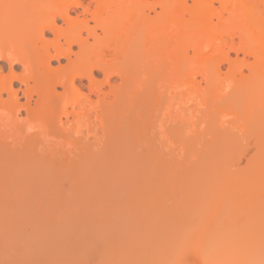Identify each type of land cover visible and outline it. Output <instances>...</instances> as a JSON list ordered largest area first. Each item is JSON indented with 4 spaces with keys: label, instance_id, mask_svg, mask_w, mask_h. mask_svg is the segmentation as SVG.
Instances as JSON below:
<instances>
[{
    "label": "bare ground",
    "instance_id": "bare-ground-1",
    "mask_svg": "<svg viewBox=\"0 0 264 264\" xmlns=\"http://www.w3.org/2000/svg\"><path fill=\"white\" fill-rule=\"evenodd\" d=\"M155 1L160 12L154 18L144 13L146 0L0 3V9L10 10L8 15L0 10V60L8 65L6 71L0 66L1 180L11 179L10 183L18 180L16 174L10 173L16 171L18 164H23L20 161L27 149L44 164L40 168L45 172L40 173L48 169V172L60 170L65 173L62 177L67 178L66 181L71 178L72 184L89 182L88 176L99 174L96 172L108 155L116 161L125 150L133 156L135 150L145 146L144 130L166 82L172 84L173 90L185 91L187 103L193 106L197 95L196 76L199 75L212 90L229 86L237 89L227 100L226 114L231 122H239L244 132L264 134V0H216L218 7L213 5V0H190L191 4L188 0ZM17 13L21 16L16 17ZM46 34L51 37L46 38ZM231 52L235 53L234 58ZM238 54L242 59H238ZM248 57L252 61L247 60ZM61 60L65 63L61 64ZM52 61L57 65L52 66ZM222 63L228 64L224 77H221ZM243 68L247 69V75ZM101 74L103 80L99 79ZM112 76H116L119 83L111 85L105 93L102 81L109 83ZM167 87V92L171 93L170 86V90ZM247 90L253 93L243 95ZM206 96L200 93L198 100L202 102ZM215 98L211 95V104ZM195 105L185 113L186 117H182L188 124L186 131L190 137L195 135L192 114ZM255 113L263 116L254 119ZM110 115L118 119L111 128L103 122ZM227 137L225 143L231 149L226 145L228 149L222 150L228 154L215 160L217 164L214 161L212 167L226 165V156L237 143L233 135ZM228 140H232L231 143ZM105 145L110 153L103 154L105 159H101L102 152L108 150L102 151ZM188 151L192 158L201 153L193 144ZM125 171L123 175L118 172L121 175L116 174V180L126 176ZM43 174L48 176V173ZM40 176L38 179L42 182ZM215 176L213 181L218 184H234L235 178L241 176L245 186H264V143L244 171L229 170L227 174ZM34 194L35 191L32 196ZM229 195L223 193L222 196ZM169 239L174 249L168 253L166 249L159 262L148 264H181L185 251H190L198 264L252 262L245 255L244 258L233 255V259H229L231 252L228 253L229 248L222 244L224 236L217 234L214 240L211 228L172 232ZM22 254L24 256V252ZM27 259L22 262L31 264L33 260L29 263ZM32 264L50 263L33 261Z\"/></svg>",
    "mask_w": 264,
    "mask_h": 264
},
{
    "label": "rangeland",
    "instance_id": "rangeland-1",
    "mask_svg": "<svg viewBox=\"0 0 264 264\" xmlns=\"http://www.w3.org/2000/svg\"><path fill=\"white\" fill-rule=\"evenodd\" d=\"M17 1L0 0V3L14 5ZM187 2L191 4L190 0ZM213 5L218 7L216 0H213ZM0 10L4 15L10 13L5 8ZM159 12L160 7L155 0H146L144 13L149 18H154ZM15 16L20 17L21 14ZM90 25L93 23L90 22ZM45 37L50 38L51 35L46 34ZM237 41L234 38V42ZM231 56L234 58L235 53L231 52ZM238 59H242L241 54H238ZM246 59L252 61L249 57ZM60 63L64 64L65 60ZM51 65L56 66L57 62L52 61ZM0 66L7 70L6 62L0 60ZM227 69L228 64L222 63L221 77H224ZM243 73L248 74L246 68H243ZM99 79L103 80L102 74ZM118 83L119 79L112 76L109 83L102 81V89L107 93L111 85ZM236 91L231 86L212 90L200 75L196 76V105L193 104L195 110L192 111L195 135L190 137L186 131L188 124L182 117L193 106L189 104L191 102L187 103L185 91L173 90L172 84L166 82L162 97L151 110L147 129L144 130L145 146L133 151V156L125 150L115 161L110 155L106 157L107 160L104 158L103 154L110 153L105 145L102 151L108 150L102 152L101 159L105 160H102L103 165L96 172L99 174L88 176L89 184L83 179L86 185L80 180L82 184L78 181L72 184L71 178H68L69 182L66 181L67 178H63L65 173L59 170L61 175L56 167L57 171L50 170L52 173L45 169L47 179L44 177L45 171L40 168L44 164L24 149L27 152L22 160L25 161L21 160L23 164H18V173L10 171V174H16L18 180L10 183L8 180L11 179H5L10 183L6 182L5 186L0 179V183H3L0 184V264H26L23 262L28 255L29 263L33 260L50 264H148L159 262L166 249L167 253L174 249L169 242L172 232L208 228H211L214 240L217 234L224 236L222 244L229 248L228 253L231 252L229 259L234 256L244 258L245 255L253 264H264V186H245L241 183V176H238L240 180L236 177L231 185L213 181L215 175L227 174L229 170L244 171L256 156L258 147L264 143V134L244 132L241 124L231 122L226 114L229 109L227 100ZM200 93L207 94V99L200 102ZM252 93V90H247L242 94L247 96ZM211 95L216 96L212 104ZM171 97H175L172 102ZM172 103L175 104L174 108ZM171 110H174L172 114H167ZM174 113L177 116L174 117ZM259 116L263 115L253 114L254 119ZM117 120L115 115H110L103 122L111 128ZM229 134L237 138V141L234 140L237 143L226 156L227 160L224 157L226 165L216 168L215 160L228 154L227 151L224 153L223 148L227 145L225 142ZM228 141L231 143L232 140ZM192 144L199 150L198 153L201 152L197 158L189 154ZM208 160H211V166ZM119 164L122 168L124 165L122 172L127 170L120 181L116 180V177L123 175L119 171ZM42 170L44 174L40 173ZM39 175L43 183L39 181ZM22 189L26 192L23 193ZM34 191L36 194L32 196ZM19 192H22V196H14ZM223 193L230 195L223 198ZM252 262L249 261L250 264ZM181 264L198 262L190 251H185Z\"/></svg>",
    "mask_w": 264,
    "mask_h": 264
}]
</instances>
